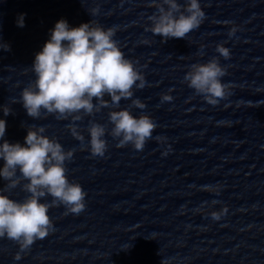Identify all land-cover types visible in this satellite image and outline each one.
Returning a JSON list of instances; mask_svg holds the SVG:
<instances>
[{
	"label": "water",
	"instance_id": "water-1",
	"mask_svg": "<svg viewBox=\"0 0 264 264\" xmlns=\"http://www.w3.org/2000/svg\"><path fill=\"white\" fill-rule=\"evenodd\" d=\"M201 4L206 16L198 28L163 41L145 29L155 11L150 0H0V39L11 45L0 49V105L12 108L6 117L0 109L4 138L23 143L28 126L44 125L65 149H76L67 175L87 192L78 214L64 205L49 209L53 230L21 259H14L18 243L0 238V264H264V0ZM93 8L99 9L94 16ZM20 13L26 14L22 27ZM60 18L72 26L90 20L116 26L122 51L141 66L148 83L134 97L146 107L132 106V98H122L120 107L156 121L142 150L118 147V138L106 134L105 154H91L89 121L110 129L107 107L75 122L86 138L81 147L70 119L33 118L21 102L12 103L34 79L35 53ZM233 25L238 30L229 36ZM218 43L229 47L227 59ZM213 56L226 66V95L218 104L184 80L192 63ZM170 89L173 100L162 102ZM5 183L0 178V187ZM11 195L27 193L18 186ZM224 208L219 219L211 216Z\"/></svg>",
	"mask_w": 264,
	"mask_h": 264
},
{
	"label": "clouds",
	"instance_id": "clouds-1",
	"mask_svg": "<svg viewBox=\"0 0 264 264\" xmlns=\"http://www.w3.org/2000/svg\"><path fill=\"white\" fill-rule=\"evenodd\" d=\"M150 4L155 11L147 17L151 23L145 29L159 34L163 41L185 37L206 16L201 0H150ZM98 11L93 8L90 13L94 16ZM25 15L18 14L17 24L21 27ZM237 30L233 25L229 36ZM115 33L116 26L104 27L92 20L72 26L66 18H60L35 53L30 65L34 79L21 89L18 97L11 98L12 103L21 102L33 118L54 114L57 119H70L72 122L67 127L81 141V147H85L86 138L75 122L107 107L111 128L94 119L87 127V147L93 156L105 154L106 134L118 138V147L130 143L142 150L157 127L149 114L136 115L131 107H120L122 98H132V106L145 108V101L134 97V92L148 82L141 66L122 51ZM10 48L8 42L0 39V49ZM216 51L226 59L231 55L223 43L216 45ZM225 73L226 66L219 62V57L213 56L207 62L192 63L184 80L208 103L218 104L226 95L227 85L221 79ZM160 98L162 102L173 100L171 89L161 93ZM0 109L5 117L12 112L8 104L0 105ZM6 126V119L0 117V160H3L0 178L6 181L0 187V238L7 237L18 243L20 250L14 259L19 260L37 239L53 230L49 209L64 205L66 212L78 214L86 207L87 192L67 175L66 161L73 158L75 148L65 149L58 138L46 134L42 124L28 126L23 143L10 142L4 138ZM156 139L161 137L158 135ZM162 154L167 155V150ZM18 186L27 193L22 199L11 195V190ZM49 195L51 200L42 199ZM226 211V208L213 211L211 216L219 219L221 212Z\"/></svg>",
	"mask_w": 264,
	"mask_h": 264
}]
</instances>
